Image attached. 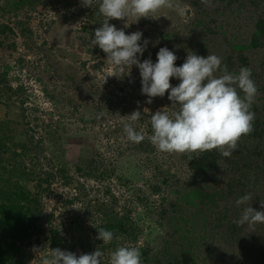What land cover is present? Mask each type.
Listing matches in <instances>:
<instances>
[{
  "label": "rangeland",
  "instance_id": "obj_1",
  "mask_svg": "<svg viewBox=\"0 0 264 264\" xmlns=\"http://www.w3.org/2000/svg\"><path fill=\"white\" fill-rule=\"evenodd\" d=\"M75 1L65 6L64 0H45L34 10H24L14 17L0 16V24L11 25L14 33L0 46L1 71L6 70L11 89L21 88L9 98H0V126L3 127L0 138H8L4 142L6 147H11L10 152L12 143L25 135L33 139V144L40 142V162L34 160L38 165L33 170L36 174L49 168L52 160L56 163L59 159L74 177L75 164L85 158L98 161L99 157L111 169L110 179L103 184L86 181L83 197L75 198L72 188H64L58 181L51 185L49 196L42 200V208L43 214L53 213L54 226L62 225L60 230L64 231L62 235L67 242L59 249L77 256L93 253L92 235L80 222L88 221L86 213H94V209H86L82 202L103 199L109 190L118 197L119 205H128L142 231L139 242L152 249L165 235L158 224L157 210L173 196L170 183L184 187L190 177L178 152H161L153 144L147 145L153 134L149 114L170 107L171 102L166 92L163 97L152 98L151 104L145 103L148 97L141 94L138 68L132 66L129 74L125 68L121 73L106 60V54L98 46H92L94 35L81 30L83 24L90 23L85 15L77 14L78 10L83 9L87 14L95 4L84 7L82 0ZM3 2L0 0V4ZM170 3L171 7H162L147 17L129 15L123 20L112 19L118 30L125 34L139 31L140 43L149 41L139 56L140 62L151 59L155 64L162 47L178 57L177 67L183 64L189 51L203 57L215 54L223 59L230 51L228 43H248L257 17L264 18V0H254L255 5L236 0L228 6L223 0H209L207 4L202 0H170ZM15 18L27 24L29 32H24L25 36L14 28ZM92 25L95 31L98 24ZM245 55L253 69H264L263 51ZM179 83L178 79L170 78L172 86ZM255 84L258 91L254 104L260 110L264 107V91L259 89L260 81ZM108 93L111 98L103 106V115L98 116L101 95ZM133 111L141 112L138 121L127 118ZM125 124H131L143 134L146 143L130 141L124 131ZM0 172L3 173L2 169ZM12 180L34 191L31 178L17 174ZM222 180L217 174L210 185L220 186ZM151 181H158L160 185L157 194L146 186ZM42 230L44 233L20 245L13 264H41L50 250L45 240V225ZM34 249L40 252L37 254Z\"/></svg>",
  "mask_w": 264,
  "mask_h": 264
},
{
  "label": "trees",
  "instance_id": "obj_2",
  "mask_svg": "<svg viewBox=\"0 0 264 264\" xmlns=\"http://www.w3.org/2000/svg\"><path fill=\"white\" fill-rule=\"evenodd\" d=\"M64 1L65 6L76 3L75 0ZM223 1L228 6L236 0ZM246 1L255 5L254 0ZM44 2L4 0L0 4V16L14 17L24 10H34ZM82 10L79 9L77 14L85 15L90 24H83L81 30L94 35L92 24L97 23L98 28L101 27L105 17L96 4L87 14ZM108 22L119 29L112 19ZM26 25L15 18L14 28L22 36H25L24 32H29ZM10 27L7 23L0 24V46L14 34ZM228 46L230 51L222 59L228 71L238 74L241 67L250 68L251 78L254 77L256 83L260 81L262 85L259 89L264 91L263 67H260V71L253 69L245 55L250 51H263L264 55V18L257 17L248 43L231 41ZM20 90L19 86L11 89L6 70L1 71L0 67V98H9ZM109 94L101 95L98 105L101 114L98 116L103 115V106L111 98ZM251 111L255 113L254 130L240 138L231 157H223L217 149L203 153L178 152L190 177L184 187L170 183L169 190L173 196L162 202L157 210L158 224L165 230L157 247L151 249L139 242L142 231L134 222L131 210L128 205H119L118 197L112 195L110 190L106 191L108 193L103 199L82 202L86 209H94V213H86L90 219L80 224L86 226L92 235L93 252L97 248L104 252L101 264H109V253L119 246L137 247L141 252L142 264H264V224L238 226L234 223V220L239 219L243 207L237 206L235 201L246 194L252 195L250 203L254 210L264 211L260 207V203L264 202V107L259 110L253 103ZM152 113L149 114L150 118ZM1 129L3 127L0 126ZM5 139V136L0 138V169L3 171L0 172V264H13L20 245L44 233L43 225L46 227L45 240L50 250L67 242V238L62 235L64 231L60 230L62 225L58 227L52 224L53 213L43 214L42 200L49 196L55 181L64 188H72L75 198H79L84 196L86 181L103 184L110 179L112 171L98 157V161L85 158L77 162L75 177L69 174L61 159L56 163L50 160L51 166L38 170L36 174L33 170L38 168L36 161L40 162V142L33 144V139L25 135L12 143L13 150L10 152L11 147H6L8 138ZM147 145L152 146V142L149 141ZM17 174L31 178L34 191L13 181L12 178ZM217 174L223 177L221 185H210L212 177ZM148 182L146 186L153 194H157L161 189L158 181ZM101 228L114 233L112 242L104 244L102 240L96 239ZM211 238L213 241L210 243Z\"/></svg>",
  "mask_w": 264,
  "mask_h": 264
},
{
  "label": "clouds",
  "instance_id": "obj_3",
  "mask_svg": "<svg viewBox=\"0 0 264 264\" xmlns=\"http://www.w3.org/2000/svg\"><path fill=\"white\" fill-rule=\"evenodd\" d=\"M208 2L202 0V3ZM94 4L105 19L94 32L92 46H98L106 54V60L121 73L125 68L128 69L126 74L132 66L138 68L141 94L148 97L145 103L151 104L152 98L168 93L171 106L152 113L150 118L152 144L161 152L203 153L217 149L223 157H231L240 138L254 130L255 113L251 106L258 89L251 78V69L241 67L238 74L232 73L219 56L208 54L203 57L191 51L177 67L178 57L166 47L157 52L155 64L151 59L140 62L139 56L149 41L145 39L140 43L141 32L125 34L108 21L123 20L129 15L147 17L150 12L171 7L170 0H82L84 7ZM170 78H176L180 83L172 86ZM127 118L138 121L141 112L133 111ZM124 131L134 143L144 140V135L131 124H125ZM252 199L249 193L235 201L237 206H243L239 219L234 220L238 226L264 224V211L254 210L250 203ZM260 207L264 209V202ZM96 239L108 244L114 239V233L101 228ZM103 257L104 252L98 248L93 253L79 256L55 248L42 258L41 264H101ZM109 264H142L141 252L134 246H119L109 253Z\"/></svg>",
  "mask_w": 264,
  "mask_h": 264
}]
</instances>
